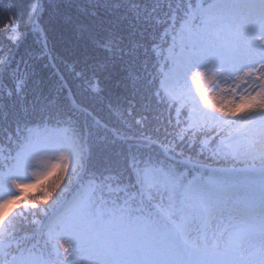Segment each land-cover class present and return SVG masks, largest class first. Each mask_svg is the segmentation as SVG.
<instances>
[{
  "label": "snow or ice",
  "instance_id": "1",
  "mask_svg": "<svg viewBox=\"0 0 264 264\" xmlns=\"http://www.w3.org/2000/svg\"><path fill=\"white\" fill-rule=\"evenodd\" d=\"M0 15V264H264V0ZM53 18L104 54L64 68L107 118L37 78Z\"/></svg>",
  "mask_w": 264,
  "mask_h": 264
},
{
  "label": "trees",
  "instance_id": "2",
  "mask_svg": "<svg viewBox=\"0 0 264 264\" xmlns=\"http://www.w3.org/2000/svg\"><path fill=\"white\" fill-rule=\"evenodd\" d=\"M77 0H63L64 4H74ZM64 9H61L63 12ZM75 11H72V15H76ZM47 20V16L45 17ZM107 19V18H105ZM6 18L0 15V27L4 25ZM35 37H30L26 43L24 49L21 50V55H24L30 47H34L33 40ZM49 43L52 47V51L49 52L45 49L44 53H39L37 56V66L35 68L37 78H43L45 84L49 89H58V80L63 83L65 89H71L68 92L69 99H72V92L76 94V100L84 104H90L92 107L100 113L101 116L107 118L108 114L104 105L107 104V100L101 97V100L94 101L86 97L84 93L80 90L79 85L72 80L71 69L64 68V63L79 61L81 66L83 62L87 59L90 62H95V60H102L104 54L95 51L93 46L87 42V39L81 37L71 25L65 27L62 20H56L53 18L52 24L49 25ZM47 55L48 59L45 60L44 56ZM55 56L56 59L53 60L52 57ZM103 75V73H101ZM119 90L112 88L110 85L109 95L112 98L115 97ZM76 100H73L75 104ZM103 101V103H101ZM118 115V113H117Z\"/></svg>",
  "mask_w": 264,
  "mask_h": 264
},
{
  "label": "rangeland",
  "instance_id": "3",
  "mask_svg": "<svg viewBox=\"0 0 264 264\" xmlns=\"http://www.w3.org/2000/svg\"><path fill=\"white\" fill-rule=\"evenodd\" d=\"M30 194V193H29Z\"/></svg>",
  "mask_w": 264,
  "mask_h": 264
}]
</instances>
